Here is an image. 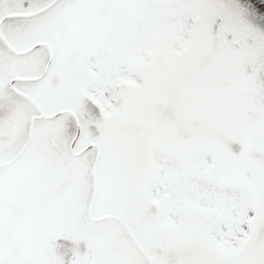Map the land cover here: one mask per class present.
<instances>
[{"label": "snow or ice", "instance_id": "1", "mask_svg": "<svg viewBox=\"0 0 264 264\" xmlns=\"http://www.w3.org/2000/svg\"><path fill=\"white\" fill-rule=\"evenodd\" d=\"M0 264H264V0H0Z\"/></svg>", "mask_w": 264, "mask_h": 264}]
</instances>
